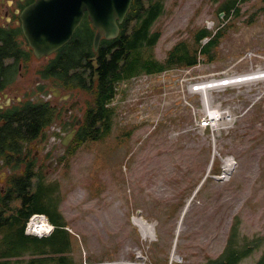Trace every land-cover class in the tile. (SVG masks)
Masks as SVG:
<instances>
[{"label": "rangeland", "instance_id": "rangeland-1", "mask_svg": "<svg viewBox=\"0 0 264 264\" xmlns=\"http://www.w3.org/2000/svg\"><path fill=\"white\" fill-rule=\"evenodd\" d=\"M160 1L164 10L152 31L161 37L144 56L163 61L178 42L196 47L200 28L221 27L225 32L215 59L201 56L193 67L142 73L118 83L109 102L110 130L88 138L61 163L62 139L72 127L66 130L55 121L46 130L49 138L34 144L36 167L43 168V182L50 187L44 200L63 215L70 253L79 264H212L229 243L248 250L237 264H259L264 255V78L207 93L197 89L207 81L264 70L263 2H240V13L226 16L219 13L225 0ZM19 40L26 43L24 35ZM48 58L34 56L28 67L21 66L20 78L0 92L3 102L5 94L11 103L21 99L39 81L50 90L59 86L38 75ZM63 92L68 91L60 89L52 100L61 109L82 100L74 113L82 117L88 93L77 89L63 99ZM226 164L233 168L229 174ZM2 168L0 189L12 172ZM28 224L26 233L39 236L28 231Z\"/></svg>", "mask_w": 264, "mask_h": 264}, {"label": "trees", "instance_id": "trees-1", "mask_svg": "<svg viewBox=\"0 0 264 264\" xmlns=\"http://www.w3.org/2000/svg\"><path fill=\"white\" fill-rule=\"evenodd\" d=\"M245 1L249 0H225L219 13L239 14V4ZM262 2L264 12V0ZM163 10L160 0H149V4L146 0H134L120 24V34L113 39H103L98 51H94L92 37L83 35L85 30H91L86 20L74 38L38 69L44 80L50 79L66 90L82 89L88 93L82 123L66 154L58 158L59 163L73 156L88 138L97 139L110 130L109 102L116 95L118 83L142 73L193 67L202 61L201 56L206 61L215 59V49L225 32L221 27L215 32L200 28L195 33L196 47L191 49L187 42H178L163 61L147 53L144 56L145 49L153 47L161 37L160 31H152V27ZM6 30L0 23V91L16 82L22 71L20 66L28 67L35 56L29 43L19 40L23 35L21 27L16 26L11 33ZM207 37L209 40L202 42ZM50 92L48 83L37 82L21 99L0 107V173L5 170L3 166L12 171L6 187L0 189V264H79L70 253L71 237L63 215L44 200V190L50 191V187L44 184L43 168H36L33 156V144L49 138L46 130L55 121L59 120L66 130L77 124L76 117L65 119L63 108L55 101L41 97ZM36 213L46 214L53 224L49 235L38 237L26 233L29 219ZM236 229L235 225L233 234ZM247 251L229 243L212 264H237ZM259 264H264V255Z\"/></svg>", "mask_w": 264, "mask_h": 264}, {"label": "water", "instance_id": "water-1", "mask_svg": "<svg viewBox=\"0 0 264 264\" xmlns=\"http://www.w3.org/2000/svg\"><path fill=\"white\" fill-rule=\"evenodd\" d=\"M132 2L133 0H36L21 12L20 20L30 46L35 55L41 58L70 41L84 12L88 10L89 17L97 28L94 36V49L97 51L103 37L112 39L119 35V25L126 18ZM53 90L54 94L60 93L57 87H53ZM10 101L7 97V102ZM0 106H3L1 95ZM76 131L75 127L64 136V146L70 144Z\"/></svg>", "mask_w": 264, "mask_h": 264}, {"label": "flooded vegetation", "instance_id": "flooded-vegetation-1", "mask_svg": "<svg viewBox=\"0 0 264 264\" xmlns=\"http://www.w3.org/2000/svg\"><path fill=\"white\" fill-rule=\"evenodd\" d=\"M34 1H36V0H0V9H1V10H0V16L3 18V20H2V24H1V25L7 29V30L5 31L6 33H11V32H12L11 30H12V29H15L16 26H19V27H21V29H22L21 21H20V14H21V12H22L27 6H29V5H30L31 3H33ZM86 20L89 22V24H90L89 28H90L91 30H87V31L85 30L84 33H83V35H84V37H92V41H94V36H95V34H96V32H97V28L93 25L92 20H91V18L89 17V11H88V10H86V11L84 12V15H83V18H82V20H81V23H80L79 26L77 27V29H76V31H75V33H74L72 39L74 38V36L76 35V33L78 32V30L80 29V27H82V24L84 23V21H86ZM92 31H94V32L92 33ZM22 32H23V30H22ZM20 36H21V35H20ZM25 39H26V37H25ZM72 39H71V40H72ZM103 39H104V37L102 38L101 42L103 41ZM71 40H70V41H71ZM26 42H28L27 39H26ZM66 44H67V43H66ZM66 44H65V45H66ZM61 48H62V47H61ZM61 48H60V49H61ZM60 49H58L57 51L51 53L50 55H48V56H46V57H42V58H47V57H49L48 60H47V62H46V63H48L49 60L53 57V55H55V53L58 52ZM98 50H99V49H98ZM98 50H97V51H98ZM21 66H22V65H21ZM21 66H20V67H21ZM39 77H40V75H39ZM40 78H41V77H40ZM41 80H44V79L41 78ZM44 81H45V80H44ZM40 83H41V81H40ZM51 86H52V85H51ZM61 89L65 90V91H68L67 93H69V96L66 97V96H65L66 93L63 92V94H62V96H61L63 99H67V98H69V97L72 96V93H71V92H72L73 90H66L65 88H61ZM3 91H4V90H3ZM70 93H71V94H70ZM52 97H53V98H56L57 96H56V95H53ZM52 97H50V100H52ZM5 104H10V102L3 103V106H4ZM81 105H82V100H73V101L69 104L68 108H66V109L64 108V109H63L64 112H65V115H64L65 119H68V120H69V117H68V116L72 115V116H71V119L74 118V117H76L77 121H78V119H81V120H82L83 115H82V117H81V116L78 117L77 115L74 114L75 111L77 110V108L80 107ZM81 123H82V121H81ZM81 123H80V124H77V125H81ZM76 133H77V132H76ZM75 135H76V134H75ZM44 141H46V139H40L39 141L35 142L34 144H41V143H43ZM34 144H33V148H34ZM34 151H35V149H34ZM33 156H34L35 159L38 157L36 151L34 152ZM47 164L50 165L49 162H47ZM24 165H25V164H24Z\"/></svg>", "mask_w": 264, "mask_h": 264}, {"label": "bare ground", "instance_id": "bare-ground-1", "mask_svg": "<svg viewBox=\"0 0 264 264\" xmlns=\"http://www.w3.org/2000/svg\"><path fill=\"white\" fill-rule=\"evenodd\" d=\"M264 78V70H255L249 73H245L241 76H233V77H228L225 79H221V80H212V81H207L204 83H201L200 86L198 87L197 90H200L202 92H208L210 89H214L217 88L219 86H224V85H231V84H240V83H244V82H248L250 80H254V79H262ZM217 118V117H216ZM210 119L212 120V117H210ZM211 123V121H210ZM229 164L232 167V164L229 162ZM229 164L225 165V173L229 174L231 172V170L233 168H231L229 166ZM227 167V168H226ZM223 177V176H222ZM44 217V216H42ZM42 217H34L33 219L30 220L29 222V227H28V231L30 233H34L37 235H46L50 232L51 228H52V224L51 222L47 219V217L42 218ZM45 224L48 225L47 227H45ZM47 231V232H46ZM176 252H173V256H175Z\"/></svg>", "mask_w": 264, "mask_h": 264}]
</instances>
